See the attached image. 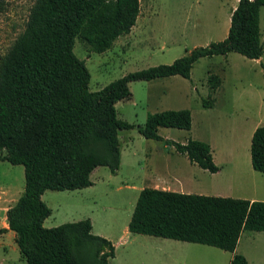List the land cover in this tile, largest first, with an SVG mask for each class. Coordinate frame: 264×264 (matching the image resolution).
Listing matches in <instances>:
<instances>
[{"label": "trees", "instance_id": "obj_1", "mask_svg": "<svg viewBox=\"0 0 264 264\" xmlns=\"http://www.w3.org/2000/svg\"><path fill=\"white\" fill-rule=\"evenodd\" d=\"M4 8L5 0H0V13ZM260 8L264 0H237L221 41L195 46L169 64L126 73L89 91L88 71L72 52L74 38L85 41L91 52L106 51L134 25L139 0H33L23 30L0 55V161L23 168L22 192L6 209L5 219L26 264H111L113 245L91 233L89 218L44 227L50 209L41 194L88 187L96 167L117 172L118 133L133 125L116 117L115 103L130 98V82L170 76L188 80L199 58L229 52L258 59L263 53ZM262 75L264 81V71ZM206 83L209 94L201 106L209 108L220 78L210 73ZM190 122L187 109L163 110L148 113L137 131L214 173L218 167L205 142L181 144L157 134L159 127L189 130ZM249 155L252 169L264 172V125L253 130ZM126 228L131 234L232 253L241 232H264V201L144 187ZM228 264L248 263L233 253Z\"/></svg>", "mask_w": 264, "mask_h": 264}, {"label": "rangeland", "instance_id": "obj_2", "mask_svg": "<svg viewBox=\"0 0 264 264\" xmlns=\"http://www.w3.org/2000/svg\"><path fill=\"white\" fill-rule=\"evenodd\" d=\"M32 2L5 0V8L0 13V55L23 30ZM234 4L235 0H139L134 25L127 34L117 37L106 51L91 52L85 41L75 37L72 52L84 62L88 71L89 91L126 73L169 64L195 46L221 41L226 35ZM258 27L263 47L259 59L229 52L199 58L193 63L188 80L170 76L130 82V98L115 103L116 117L133 125L118 133L122 150L119 177L122 178L110 181L99 178L94 186L81 191H44L42 200L50 214L42 225L49 228L90 218L92 234L115 238L128 221L134 205L129 191L115 189L127 175L135 172L148 175L153 168L162 171L166 165L177 167V173L185 169L187 159L171 145L143 138L138 133L137 126L143 124L148 113L179 109L191 112L190 132L158 128L159 136L177 143H185L188 139L207 142L216 154L236 142L245 144L248 129L257 122L264 125V8L259 9ZM210 73L219 76L220 85L210 94L213 107L206 109L201 106V99H207L209 94L206 79ZM101 167L107 171L106 167ZM197 178L198 183L183 180L185 189L189 193L210 194L208 174L205 172ZM170 179L165 188L180 185L177 179ZM145 182V186L151 185ZM0 184H11L14 192L17 187L22 190V166L0 161ZM259 198H264V192ZM169 241L176 247L159 252L158 259L153 256V250L144 246L130 252L117 246L116 257L110 263L125 264L126 257H130L133 262L129 264H227L229 254L226 251L197 243ZM238 250L247 254L250 264H264V232L244 231Z\"/></svg>", "mask_w": 264, "mask_h": 264}, {"label": "crops", "instance_id": "obj_3", "mask_svg": "<svg viewBox=\"0 0 264 264\" xmlns=\"http://www.w3.org/2000/svg\"><path fill=\"white\" fill-rule=\"evenodd\" d=\"M236 2L237 0H235V4L232 9L235 7ZM214 92L212 94H214ZM213 104L214 103H212V105L206 109H211L213 107ZM190 117L191 122L189 130H187L188 132H190L192 128L191 112ZM259 125L260 124L257 122L248 129L246 136L247 141H245V144L242 145L240 144V142H236L233 145L228 146L227 148H223L218 154L215 153V149H213L212 146L205 142L209 146L213 163L218 167V170L214 173H209L187 160V163L184 165L185 169L179 171L178 173L176 172L177 167L170 168L169 165H166L162 171L160 169L157 170L156 168H153V170L148 175L147 173L140 174L138 172H135L131 175H127V177L124 178V182H121L122 184L116 186L115 189H124L129 191L132 194L134 202L136 200L138 192L144 187L189 193V190L185 189V186L183 185V180L198 183L197 177L200 175L204 176L206 172L208 174V178L211 180V185L207 189H209V191L211 192H208L210 194L205 195L242 198L249 201H264V198H259V195L264 192V172H257L252 169L249 155L250 137L255 127ZM163 138L166 139L165 137ZM121 162L122 150L120 148L119 168L115 174L109 172L108 169H106L107 171H105L104 169H102V167H96L89 175L92 184L88 187L78 189L76 191L91 188L92 186H94L96 179L100 178L101 180L103 179L105 181H110L121 176ZM98 170H103L99 172L102 174L97 173ZM100 175H103V177ZM135 176L136 179H134ZM170 177L177 179L180 182V185L171 189L165 188L164 186L168 184V182H171ZM146 180L147 183L151 184L150 186L144 185V183H146ZM12 188L13 187L11 184H0V228L4 229V231L0 233V264H26L24 259L19 255L17 246L14 242V233L7 228L5 219L6 209L17 199L22 191L18 190L19 188L17 187L14 192ZM43 193L41 194V199ZM198 194H200V192ZM89 220L91 222L90 218ZM127 222L121 229L120 234L115 238H112L107 234L101 235L102 237L108 239L113 245L114 256L110 259V262L116 257L117 246H120L122 249L124 248V252L125 250H127L128 252L134 251L138 248H143L144 246L145 248L147 247L150 250H153V256L157 259L160 254L159 252L163 251L164 249H172L174 246L176 247L175 243L169 241L172 239L129 233L126 228ZM242 233L243 232H241L239 235L234 251L232 253L228 252L229 255L227 258V264L233 253L241 254L242 256H244L247 263L250 264L247 254L244 251L239 252L238 250L240 236ZM126 260L127 261H125V264L133 262V259L130 257H126Z\"/></svg>", "mask_w": 264, "mask_h": 264}]
</instances>
